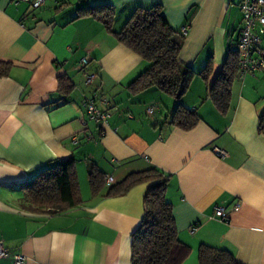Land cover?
Segmentation results:
<instances>
[{
    "label": "crops",
    "instance_id": "obj_1",
    "mask_svg": "<svg viewBox=\"0 0 264 264\" xmlns=\"http://www.w3.org/2000/svg\"><path fill=\"white\" fill-rule=\"evenodd\" d=\"M30 3L0 0V60L11 63L0 76V241L7 251L23 254V264H131V235L149 182L116 196H105V184L92 195L87 173L95 165L116 183L155 167L169 176L165 199L179 238L191 247L183 264H197L200 244L226 249L242 264H264V70L232 82L224 113L208 96L228 47L235 48L240 0H45L35 9ZM154 4L181 38L178 62L195 72L179 100L200 117L189 130L169 123L173 97L156 87L129 89L149 62L115 33L137 7ZM106 6L111 29L79 10ZM208 60L206 81L199 72ZM59 76L73 86L68 95L59 91ZM86 99L109 114L105 124L87 115ZM69 157L82 202L54 213L23 207L22 183ZM217 205L225 218L215 216Z\"/></svg>",
    "mask_w": 264,
    "mask_h": 264
},
{
    "label": "trees",
    "instance_id": "obj_2",
    "mask_svg": "<svg viewBox=\"0 0 264 264\" xmlns=\"http://www.w3.org/2000/svg\"><path fill=\"white\" fill-rule=\"evenodd\" d=\"M101 9L79 8L82 15L94 14L111 29V8L106 6L103 11ZM162 11L160 4L137 7L115 35L120 43L149 62L148 68L129 85V89L137 93L156 87L179 101L195 72L178 62L181 38L176 37L177 32ZM238 60L236 46H229L222 68L208 88L209 98L223 113L229 107L232 82L238 77ZM10 67V62L0 60V76L7 75ZM199 74L204 80H209L212 74L211 60ZM58 88L62 94L68 95L73 86L67 77L59 76ZM199 120L194 109L178 103L169 123L189 130ZM258 131L264 132V111L260 115ZM75 165L72 157L52 162L22 183L21 205L40 213L60 212L79 205L82 199ZM87 174L91 193L97 195L106 186L105 174L95 165H91ZM168 179V175L150 167L130 172L121 181L107 186L105 196H116L137 184L149 182L143 197V216L131 235V264H183L191 253V247L179 238L172 204L165 199ZM196 259L197 264H242L228 250L205 244L199 245Z\"/></svg>",
    "mask_w": 264,
    "mask_h": 264
},
{
    "label": "built area",
    "instance_id": "obj_3",
    "mask_svg": "<svg viewBox=\"0 0 264 264\" xmlns=\"http://www.w3.org/2000/svg\"><path fill=\"white\" fill-rule=\"evenodd\" d=\"M45 0H31L30 8L35 9L43 5ZM241 23L237 31L236 50L239 56L238 60V76L242 78L247 74H254L264 70V49L259 46L261 36L264 35V0H240ZM188 31V26L181 27L180 32L185 35ZM88 58L84 57L81 60V65H85ZM92 75L87 76L89 82ZM84 109L87 115L97 124H105L109 117L107 112L102 111L96 106L93 99H86ZM152 111V107L148 108ZM216 153L220 157H224L226 153L215 148ZM105 184L111 185L114 179L111 175H105ZM233 209L238 208V204L232 206ZM214 214L219 218H225L227 211L223 206H214ZM10 258L13 264H23L26 257L20 253L10 254L5 248L3 242L0 241V260Z\"/></svg>",
    "mask_w": 264,
    "mask_h": 264
},
{
    "label": "rangeland",
    "instance_id": "obj_4",
    "mask_svg": "<svg viewBox=\"0 0 264 264\" xmlns=\"http://www.w3.org/2000/svg\"><path fill=\"white\" fill-rule=\"evenodd\" d=\"M241 14V13H240ZM241 16V15H240ZM231 18H232V15H231ZM176 37H178V36H176ZM178 38H180V37H178ZM177 104L179 103V101L178 102H176ZM176 107V106H175Z\"/></svg>",
    "mask_w": 264,
    "mask_h": 264
}]
</instances>
